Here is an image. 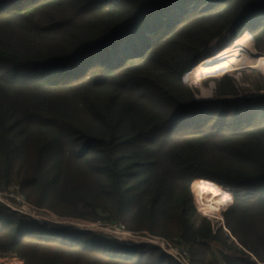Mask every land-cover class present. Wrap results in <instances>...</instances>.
<instances>
[{
	"label": "trees",
	"instance_id": "16d2710c",
	"mask_svg": "<svg viewBox=\"0 0 264 264\" xmlns=\"http://www.w3.org/2000/svg\"><path fill=\"white\" fill-rule=\"evenodd\" d=\"M226 31L262 45L264 0H0V191L180 245L184 264H264V95L224 76L198 101L182 82ZM196 178L231 192L223 226L194 224ZM0 258L182 264L2 203Z\"/></svg>",
	"mask_w": 264,
	"mask_h": 264
},
{
	"label": "rangeland",
	"instance_id": "374dc122",
	"mask_svg": "<svg viewBox=\"0 0 264 264\" xmlns=\"http://www.w3.org/2000/svg\"><path fill=\"white\" fill-rule=\"evenodd\" d=\"M239 35H241L244 40L241 44V47L237 48V50L234 51V53L236 54L234 57H232L234 59H230L231 62L229 61L228 63H222L220 62V59H214V63L218 65L217 67L202 66L200 68V72L193 71L194 68H192L182 76V82L193 90L194 95L198 101H210L215 99L216 83L224 76L232 79L234 88L240 97L253 99L257 96L264 95V42L262 43V45L255 47L248 33L243 32ZM246 37L248 38V40L246 39ZM235 38L238 37H236V35H234L232 32L226 31L221 37L216 40V42L220 41L222 43V46H224L225 48V45L232 42V40ZM214 46L216 45L214 44ZM209 47V49L207 48L200 53L197 65H201L203 60L208 59L211 51L214 50L213 47L211 48V45H209ZM257 58L261 61H256ZM219 65H222L220 67L221 70L218 69ZM202 89L206 91L209 90L210 94L202 95ZM194 181L208 183L210 184L211 188L203 184L195 183L193 186L196 192L195 195L192 191V184ZM193 182L191 183L190 189L192 194V202L196 211V215L193 218L194 224L197 225L200 218H206L210 220L215 227L223 226L224 220L221 212L225 205H227L231 201V192L228 189L217 185L213 181H208L207 179L196 178L193 180ZM201 188H203V190H201ZM212 188L215 189L217 194H215ZM6 191V189L1 190L3 194L7 193ZM2 197L4 198V196ZM3 198H1L0 201H4ZM201 199H203L204 201L200 203ZM6 207L11 210H13L12 208H16L18 210L24 211V214H20L30 217L39 225H42L47 229L90 231L99 239L112 241L123 246H137L150 243V241L146 239V237L133 235L127 232L126 229L123 230L120 227L118 228L117 226L121 224L108 225L100 221L94 223H85L78 220L60 218L46 211L35 210L30 205H28L27 202L20 205L7 202ZM210 208H215L214 210L216 211L212 212V209ZM170 244H172L170 246L171 249L166 248V250H174L171 251V254L167 253L166 251L165 252L174 257L179 263L184 264L185 251L182 250V247L180 245L178 246L171 242ZM20 262L21 261L16 258H0V264H19Z\"/></svg>",
	"mask_w": 264,
	"mask_h": 264
},
{
	"label": "bare ground",
	"instance_id": "6f19581e",
	"mask_svg": "<svg viewBox=\"0 0 264 264\" xmlns=\"http://www.w3.org/2000/svg\"><path fill=\"white\" fill-rule=\"evenodd\" d=\"M224 37V36H223ZM222 37V38H223ZM245 37V36H244ZM218 39V38H217ZM217 39H215V40H213L212 42H211V48L213 47L214 48V50H212L211 51V53H210V55H209V57H208V59H205V60H203V62H202V64L201 65H197V66H195L194 67V69H193V71H201L200 70V68L203 66H214V67H217L218 65H216V63H214L215 62V60L214 59H220V62H222V63H228L229 61H230V59L232 58V57H234L235 56V54L236 53H234V51H236L237 50V48H239V47H241V44L243 43V40H244V38H242L241 37V35H240V37H238V38H235V39H233L232 40V42H230V43H228V44H226L225 45V48H224V46H222V43L219 41V42H216V40ZM246 39L248 40V38L246 37ZM246 39H245V41H246ZM217 43V44H216ZM214 44L216 45V46H214ZM227 46V47H226ZM210 48V47H209ZM208 48V49H209ZM239 51V50H238ZM232 59H234V58H232ZM263 60V59H262ZM256 61H261L260 59H256ZM231 62V61H230ZM238 65V64H237ZM222 65H219V67H218V69H220V67H221ZM213 67V68H214ZM206 69V68H205ZM210 69H212V68H210ZM217 69V68H216ZM217 69V70H218ZM236 69H238V68H236ZM221 70V69H220ZM215 71V70H214ZM199 74H201V73H199ZM210 94V91L209 90H204V89H202V95H209ZM202 201H204L203 199H201L200 200V203L202 202ZM204 203V202H203ZM210 209H212V208H210ZM215 209V208H214ZM214 209H212L211 211L212 212H214V211H216V210H214ZM210 211V210H209Z\"/></svg>",
	"mask_w": 264,
	"mask_h": 264
},
{
	"label": "built area",
	"instance_id": "2783aa9c",
	"mask_svg": "<svg viewBox=\"0 0 264 264\" xmlns=\"http://www.w3.org/2000/svg\"><path fill=\"white\" fill-rule=\"evenodd\" d=\"M7 193L3 194L1 191H0V199L3 198L2 196H4V201H0V203H3V204H6L7 205V202H11L13 204H16V205H20V204H23L25 203V199L23 197V195L20 193L19 189H18V186H10L8 188V190L6 191ZM12 208V207H11ZM13 210H16L18 211L19 213H22L24 214V211L22 210H18L16 208H12ZM118 228L120 227L121 229L125 230V227L123 225H118L117 226ZM150 241L149 244H153V245H156L158 247H160L162 250L166 251L167 253L171 254L174 249H172L171 251H167L166 248L168 249H171V245L169 241H155L153 239L150 240V238H146ZM19 264H24L22 261L19 263Z\"/></svg>",
	"mask_w": 264,
	"mask_h": 264
}]
</instances>
